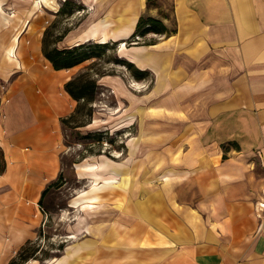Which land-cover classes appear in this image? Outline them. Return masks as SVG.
I'll list each match as a JSON object with an SVG mask.
<instances>
[{
	"label": "crops",
	"instance_id": "1",
	"mask_svg": "<svg viewBox=\"0 0 264 264\" xmlns=\"http://www.w3.org/2000/svg\"><path fill=\"white\" fill-rule=\"evenodd\" d=\"M127 1L131 20L95 26L82 41L112 38V32L126 39L147 0ZM170 1L177 34L151 48L136 47L130 59L139 67L152 59L161 64L160 78L177 85L169 95L209 97L202 110L209 113L206 134L197 152L186 153L200 160L194 183L204 196L193 204L145 201L139 247L120 245L107 256L103 250L99 264H264V176L253 170V163L264 167V0ZM105 29L109 34L102 35ZM41 53L44 60L25 55L21 64L0 56L3 69L32 68L2 96L7 170L0 177V264H10L11 253L35 237L43 192L62 171V120L75 103L65 89L71 78Z\"/></svg>",
	"mask_w": 264,
	"mask_h": 264
},
{
	"label": "rangeland",
	"instance_id": "2",
	"mask_svg": "<svg viewBox=\"0 0 264 264\" xmlns=\"http://www.w3.org/2000/svg\"><path fill=\"white\" fill-rule=\"evenodd\" d=\"M66 1L45 4L30 16L35 0H0V56L5 59H9L7 51L18 35L16 57L20 64L25 55L44 60L43 37L52 25L53 39L66 33L57 45L59 49L86 43L93 45L98 55L64 71L71 80L82 74L97 78L98 89L95 101L63 127L62 171L55 181L57 186L40 205V228L33 239L11 253L12 260L31 243L34 257L26 264H99V252L103 250L107 256L123 245L139 247L141 241L137 238L144 235L145 227L139 215L145 201L153 198L193 204L204 196L199 184L194 183L200 160L187 158L186 153L197 152L199 139L206 134L204 122L209 113L202 110L209 104V97L169 95L177 85H168L167 79L160 78L161 64L152 59L139 67L130 59L136 47L151 48L177 34L171 1L147 0L134 31L126 39L112 32L109 36L113 39L97 36L85 42L83 37L95 26L115 19L131 20L126 17L129 1L70 0L80 9L72 15H58ZM143 17L161 21L167 32L143 35L138 31ZM103 34H109V29ZM45 64L53 70V65L50 68ZM22 66V70L14 64L4 69L0 66L2 96L18 78L32 73L27 63ZM74 102L73 113L78 106ZM79 125L83 126L76 127ZM94 167L98 168L92 170ZM253 170L264 176L259 162L253 163ZM112 180L116 183L104 187ZM89 198L96 199L90 202ZM76 200L79 205L72 206Z\"/></svg>",
	"mask_w": 264,
	"mask_h": 264
},
{
	"label": "trees",
	"instance_id": "3",
	"mask_svg": "<svg viewBox=\"0 0 264 264\" xmlns=\"http://www.w3.org/2000/svg\"><path fill=\"white\" fill-rule=\"evenodd\" d=\"M152 0H149L151 2ZM73 4L70 0H67L58 15L70 14L72 15L76 10L80 9V6ZM71 12V13H70ZM159 26V27H158ZM54 25L49 27L44 34L42 42V51L47 60L53 65V68L56 71L69 70L74 67L80 66L84 63L90 62L98 57L94 51L95 47L93 45L82 44L72 48L59 49L57 47L58 43L65 38V34L60 35L56 39L54 37ZM138 31L143 35H146L149 32L154 33H165L167 29L164 27L161 21H158L153 18H141L138 26ZM175 33V32H173ZM104 45V44H103ZM98 47V46H96ZM97 79V78H96ZM94 77L89 74H82L77 78L70 80L65 89L67 93L77 101L78 106L75 112L62 120V125L67 126L69 123L74 121L77 116L82 113L88 106H90L95 101V91L98 89L97 81ZM84 102V103H82ZM3 98L0 94V114L2 111ZM79 125L76 127H81ZM226 158V157H225ZM7 170V160L3 147L0 145V177L6 173ZM58 182L51 184L44 192L40 205L43 206L44 199L51 192V189L57 186ZM30 244L27 243L18 255L11 260L10 264H26L28 261L33 259L34 253H31Z\"/></svg>",
	"mask_w": 264,
	"mask_h": 264
},
{
	"label": "bare ground",
	"instance_id": "4",
	"mask_svg": "<svg viewBox=\"0 0 264 264\" xmlns=\"http://www.w3.org/2000/svg\"><path fill=\"white\" fill-rule=\"evenodd\" d=\"M54 2H55V0H35V4H34V10L31 12V15L30 16H32V15H35L36 14V12L42 7V6H44L45 4L46 5H52V4H54ZM55 9V8H54ZM18 41H19V36L17 35V36H15V38H14V42H13V45L8 49V51H7V55H8V58H9V60H15V59H17V57H16V49H17V43H18ZM98 168V167H97ZM96 167H94L92 170H94V169H97ZM110 183H116V181L115 180H112V181H107L105 184H104V187H107V184H110ZM95 199L96 198H89V200L88 201H90V202H94L95 201ZM77 205H79V201H75V202H73L72 203V206H77Z\"/></svg>",
	"mask_w": 264,
	"mask_h": 264
},
{
	"label": "built area",
	"instance_id": "5",
	"mask_svg": "<svg viewBox=\"0 0 264 264\" xmlns=\"http://www.w3.org/2000/svg\"><path fill=\"white\" fill-rule=\"evenodd\" d=\"M261 210H264V201L260 204Z\"/></svg>",
	"mask_w": 264,
	"mask_h": 264
}]
</instances>
